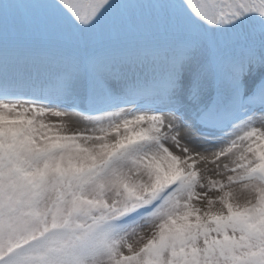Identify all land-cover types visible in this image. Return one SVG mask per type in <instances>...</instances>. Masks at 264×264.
<instances>
[{
  "label": "snow or ice",
  "instance_id": "6c2138e0",
  "mask_svg": "<svg viewBox=\"0 0 264 264\" xmlns=\"http://www.w3.org/2000/svg\"><path fill=\"white\" fill-rule=\"evenodd\" d=\"M0 264H264V0H0Z\"/></svg>",
  "mask_w": 264,
  "mask_h": 264
},
{
  "label": "rangeland",
  "instance_id": "374dc122",
  "mask_svg": "<svg viewBox=\"0 0 264 264\" xmlns=\"http://www.w3.org/2000/svg\"><path fill=\"white\" fill-rule=\"evenodd\" d=\"M126 103H128V104H135V103H137V99L136 98H131L128 101H126ZM101 106H107V105L102 102L101 103Z\"/></svg>",
  "mask_w": 264,
  "mask_h": 264
},
{
  "label": "bare ground",
  "instance_id": "6f19581e",
  "mask_svg": "<svg viewBox=\"0 0 264 264\" xmlns=\"http://www.w3.org/2000/svg\"><path fill=\"white\" fill-rule=\"evenodd\" d=\"M76 126H82L81 124H78L77 121L73 120V127H76Z\"/></svg>",
  "mask_w": 264,
  "mask_h": 264
}]
</instances>
